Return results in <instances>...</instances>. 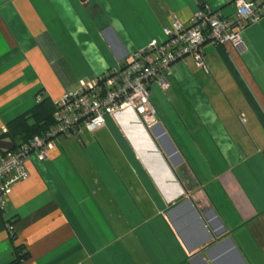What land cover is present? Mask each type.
<instances>
[{
  "label": "crops",
  "instance_id": "crops-1",
  "mask_svg": "<svg viewBox=\"0 0 264 264\" xmlns=\"http://www.w3.org/2000/svg\"><path fill=\"white\" fill-rule=\"evenodd\" d=\"M202 3L233 12L231 0H0V130ZM242 38L205 42L207 71L189 59L166 89L151 84L152 127L125 109L31 154L0 210V264L17 245L25 264H264V16Z\"/></svg>",
  "mask_w": 264,
  "mask_h": 264
},
{
  "label": "built area",
  "instance_id": "built-area-1",
  "mask_svg": "<svg viewBox=\"0 0 264 264\" xmlns=\"http://www.w3.org/2000/svg\"><path fill=\"white\" fill-rule=\"evenodd\" d=\"M231 4L230 17L205 3L192 12L188 24L172 15L170 23L162 29V39L151 38L132 51L127 61L108 67L53 99L54 123L50 129L12 149L0 148V210L12 187L27 178L26 163L31 154L39 160L46 159L57 137L79 138L84 129L94 132L105 125L106 117L125 109H132L145 127L155 125L158 117L149 99L151 84L166 89L173 65L189 59L207 71L202 48L205 42L239 46L243 43L242 31L264 16V0H231ZM41 99L42 95L37 94L35 102ZM0 132H6L5 125ZM5 228L13 238V223L6 222ZM24 261L21 258L17 264H25Z\"/></svg>",
  "mask_w": 264,
  "mask_h": 264
},
{
  "label": "trees",
  "instance_id": "trees-1",
  "mask_svg": "<svg viewBox=\"0 0 264 264\" xmlns=\"http://www.w3.org/2000/svg\"><path fill=\"white\" fill-rule=\"evenodd\" d=\"M54 104L48 97H42L29 110L17 115L6 124V132H0V140L12 142L15 146L26 142L36 134H42L50 129L54 123ZM6 222L13 223L12 220ZM14 255L11 264L27 257V252L22 245L14 246Z\"/></svg>",
  "mask_w": 264,
  "mask_h": 264
},
{
  "label": "water",
  "instance_id": "water-1",
  "mask_svg": "<svg viewBox=\"0 0 264 264\" xmlns=\"http://www.w3.org/2000/svg\"><path fill=\"white\" fill-rule=\"evenodd\" d=\"M14 147V144L7 140H0V148L3 149H12ZM210 207H208L209 209Z\"/></svg>",
  "mask_w": 264,
  "mask_h": 264
}]
</instances>
